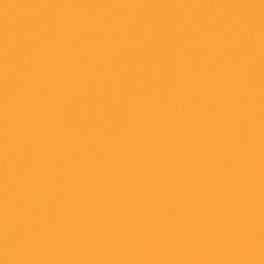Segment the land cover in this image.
I'll return each instance as SVG.
<instances>
[{"label": "water", "instance_id": "obj_1", "mask_svg": "<svg viewBox=\"0 0 264 264\" xmlns=\"http://www.w3.org/2000/svg\"><path fill=\"white\" fill-rule=\"evenodd\" d=\"M0 264H264V0H0Z\"/></svg>", "mask_w": 264, "mask_h": 264}]
</instances>
